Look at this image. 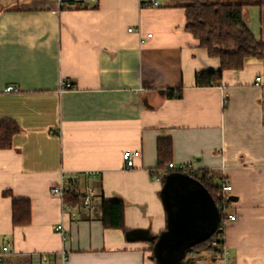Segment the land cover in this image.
<instances>
[{"label": "crops", "instance_id": "obj_1", "mask_svg": "<svg viewBox=\"0 0 264 264\" xmlns=\"http://www.w3.org/2000/svg\"><path fill=\"white\" fill-rule=\"evenodd\" d=\"M159 3L59 10L55 0H0V119L20 127L12 147L0 149L6 264H160L158 249L173 241L165 183L198 182L182 165L211 171L214 183L226 178L233 190L225 213L236 214L224 222L219 258L206 252L194 263L187 252L185 264H264V58L225 70L221 85L198 86L197 74L220 60L185 29L183 7ZM247 23L264 42V7L250 6ZM180 87L181 97L168 96ZM164 136L173 139L175 167L158 179ZM127 150L141 151L131 168ZM61 183L96 191L76 220L51 193ZM13 198L30 200L28 224H13ZM102 199L123 200L132 234L104 227Z\"/></svg>", "mask_w": 264, "mask_h": 264}, {"label": "trees", "instance_id": "obj_2", "mask_svg": "<svg viewBox=\"0 0 264 264\" xmlns=\"http://www.w3.org/2000/svg\"><path fill=\"white\" fill-rule=\"evenodd\" d=\"M170 5L185 9V29L196 38L200 45L207 49L208 54L220 60L217 70H202L196 76L198 86L221 85L224 71L241 69L246 59L251 57L264 58V42L257 39L247 23V10L250 6L264 7V0H170ZM95 7V6H94ZM183 88L168 89L169 97H181ZM176 93V94H175ZM20 131L15 120L0 119V149L12 147L14 136ZM174 142L171 136L157 140V174L163 178L168 175V165L173 161ZM164 172V173H163ZM164 174V175H162ZM202 185L208 188L216 202L220 199L221 183H214L212 172L207 169L196 170L193 174ZM78 196L67 194L64 202L76 205ZM123 200L102 199V221L106 228L123 229L128 235L124 222ZM222 222L218 231L204 242L192 247L193 257L208 253L210 259L219 258L224 248V220L226 213L220 209ZM31 220V203L28 199L13 198V224L25 225ZM158 236H150L152 256L155 258V247ZM156 262V261H155Z\"/></svg>", "mask_w": 264, "mask_h": 264}, {"label": "water", "instance_id": "obj_3", "mask_svg": "<svg viewBox=\"0 0 264 264\" xmlns=\"http://www.w3.org/2000/svg\"><path fill=\"white\" fill-rule=\"evenodd\" d=\"M159 93L164 95L166 90L161 89ZM163 192L174 224L173 241L162 243L170 250L165 258L158 255L159 263L185 264V254L218 231L222 222L220 208L208 188L193 179L179 180L174 184L166 182Z\"/></svg>", "mask_w": 264, "mask_h": 264}, {"label": "built area", "instance_id": "obj_4", "mask_svg": "<svg viewBox=\"0 0 264 264\" xmlns=\"http://www.w3.org/2000/svg\"><path fill=\"white\" fill-rule=\"evenodd\" d=\"M58 9L59 10H63V9H68V8H74V7H80L83 5H87V6H96L99 2V0H55ZM154 5V6H158L159 0H142V5ZM130 31L132 30V28L129 29ZM152 36V33L148 34V37ZM142 42L145 41V39L142 37L141 39ZM262 78L258 77L257 78V82H261ZM61 89H65V88H72V85L69 82L66 81H62L61 83ZM18 90V87L16 85H8L6 87V91H16ZM176 94V93H175ZM141 156V151L140 150H134V151H124L123 153V158L124 161L126 163V167L131 168L135 166V158ZM175 165L173 162H170L168 165L169 169H174ZM179 170L182 173H186V174H193L196 169H194L191 165H182ZM164 173V172H163ZM164 175V174H162ZM162 176L158 177V179H161ZM221 191H220V199L217 202L218 206L220 209H222L223 211L226 210V206L229 200V192L233 190V186L228 183L226 178H223L221 180ZM51 193L54 196L60 197L64 203V211L67 213H70L73 220L77 219V213H76V209L80 208V209H87L88 207L91 206L92 204V197L93 195L96 193L95 189L93 187H87L86 192L82 193L81 191H79V189H70L68 186H66L64 183L61 184H57L54 185L51 188ZM72 194V195H76L78 196V203L76 205H69L67 203L64 202V197L67 194ZM236 218V214H228L226 216V219L224 220V222L229 219V220H234ZM55 230L62 233L63 236L66 238L68 236V231L66 230V228L64 227V225L62 223H58L57 225H55ZM9 251V245H3L0 246V264H6L5 263V255L7 254V252ZM62 258L65 261L67 259V255L66 253L63 251L62 252Z\"/></svg>", "mask_w": 264, "mask_h": 264}, {"label": "rangeland", "instance_id": "obj_5", "mask_svg": "<svg viewBox=\"0 0 264 264\" xmlns=\"http://www.w3.org/2000/svg\"><path fill=\"white\" fill-rule=\"evenodd\" d=\"M172 215L173 214H171L170 215V223L172 224V220H173V224H174V218H172ZM160 246V245H159ZM158 246V247H159ZM170 250V248L168 249V245H163L162 246V248H159L158 249V253H159V255L162 257V256H164V257H162V258H165L167 255V252ZM167 264H169V263H167Z\"/></svg>", "mask_w": 264, "mask_h": 264}]
</instances>
